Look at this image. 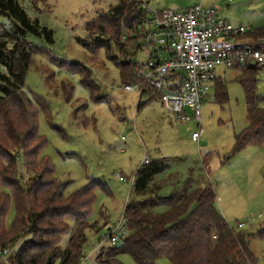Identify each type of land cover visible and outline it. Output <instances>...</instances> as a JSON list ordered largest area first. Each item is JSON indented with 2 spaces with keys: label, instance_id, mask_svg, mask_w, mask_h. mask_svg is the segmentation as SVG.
<instances>
[{
  "label": "rangeland",
  "instance_id": "rangeland-1",
  "mask_svg": "<svg viewBox=\"0 0 264 264\" xmlns=\"http://www.w3.org/2000/svg\"><path fill=\"white\" fill-rule=\"evenodd\" d=\"M121 1L128 0H19L30 15L38 16L54 30L53 44L38 40L47 51L34 56L24 85L33 101L44 105L38 121V130L47 140L42 155L52 161L57 178L69 182L67 192L92 180L100 184L95 190L89 217L92 227L86 232L83 255L93 254L104 227L117 220L126 204L137 197L134 183L146 157L150 162L166 159L168 168L162 175L171 174L169 184L180 176L182 182L189 178L193 187L211 186L219 210L228 216L232 227L237 229L239 222H246L245 228L251 231L263 228L264 147L249 146L234 151L236 134L248 125L242 71L218 68L221 81L227 85V97L220 102L216 87L211 88L202 104L201 136L199 141L194 140L193 133L199 131L195 122L178 120L164 108L160 97L145 102L146 97L124 91L119 68L105 49L91 52L79 43L78 38L87 36L86 23L98 19ZM145 1L158 9L212 7L222 17L230 18L233 23L244 22L246 26L250 24L245 19L264 13V0ZM1 21L7 19L0 17ZM95 37L94 31L92 38ZM133 59L145 63L147 49L139 51ZM257 64L261 68L257 94L264 101V67L263 63ZM78 69L91 72V84L98 88L95 97L81 83L85 74H77ZM119 175L128 182L120 180ZM152 187L153 182L148 189ZM169 189L172 185L166 194ZM15 217L16 207L12 202L8 222ZM68 239L69 233L62 235V247ZM22 243L23 240L18 241L13 248L19 249ZM251 244L257 257H261L264 238L256 235ZM111 247H106L104 254ZM119 261L137 264L128 253H121ZM82 264L99 263L92 258ZM155 264L172 263L162 257Z\"/></svg>",
  "mask_w": 264,
  "mask_h": 264
},
{
  "label": "trees",
  "instance_id": "trees-1",
  "mask_svg": "<svg viewBox=\"0 0 264 264\" xmlns=\"http://www.w3.org/2000/svg\"><path fill=\"white\" fill-rule=\"evenodd\" d=\"M0 17L7 19L0 22V252L11 245L7 261L15 264H80L100 184L92 180L67 192L69 182L60 181L52 161L42 155L47 140L38 130V121L44 105L34 102L24 89L34 56L47 51L43 44L54 43V30L30 15L19 0H0ZM143 17L134 2L121 1L87 22V38H78L91 52L105 49L118 66L123 84L138 80V61L133 59L138 47L131 45V39L122 42V23L129 29ZM94 31L97 37L93 39ZM248 35L264 36V28ZM234 67L242 69L248 118V125L235 136L234 151L264 147V101L257 94L261 68L258 64ZM85 71L78 69L77 74H85L81 83L95 97L98 88L91 84V72ZM215 87L217 99L226 100L227 85L221 77L216 78ZM145 97L148 102L159 98L160 92L150 91ZM143 165L134 183L137 197L125 209L128 236L99 256V264H122L121 253L130 254L137 264H155L162 257L172 264H258L251 239L264 238V227L256 232L232 227L218 209L211 186L193 187L189 178L182 182L180 176L169 184L171 174L162 175L168 168L166 159ZM152 182L154 187L149 190ZM12 202L16 217L8 222ZM65 233L69 239L62 247ZM21 240L15 250L13 246ZM0 264H7L1 256Z\"/></svg>",
  "mask_w": 264,
  "mask_h": 264
},
{
  "label": "built area",
  "instance_id": "built-area-1",
  "mask_svg": "<svg viewBox=\"0 0 264 264\" xmlns=\"http://www.w3.org/2000/svg\"><path fill=\"white\" fill-rule=\"evenodd\" d=\"M128 1L134 2L144 17L129 29L122 23V42L131 39V45L138 47L137 53L147 49L148 59L137 63L138 80L125 83L124 91L138 93L140 98L150 91L160 92L168 112L178 120L197 124L199 131L193 133V139L199 141L202 104L215 84L217 68L264 63V36L248 35L254 30L251 26L232 23L219 15L216 8L195 5L185 10L158 9L145 0ZM149 161L146 157L143 164ZM119 179L128 182L123 175ZM134 180L135 176L132 183ZM125 209L117 220L104 227L93 254L83 255L80 264L98 259L106 247L117 246L126 239L129 226ZM245 226L246 222L238 223V228ZM10 252L11 247H7L0 256L7 264H15L7 261Z\"/></svg>",
  "mask_w": 264,
  "mask_h": 264
},
{
  "label": "crops",
  "instance_id": "crops-1",
  "mask_svg": "<svg viewBox=\"0 0 264 264\" xmlns=\"http://www.w3.org/2000/svg\"><path fill=\"white\" fill-rule=\"evenodd\" d=\"M228 19V18H227ZM230 20V18L228 19ZM231 21V20H230ZM236 21V20H234ZM245 21L248 22V24H250V26L253 28V29H260V28H264V13L262 14H259V15H255L253 16L252 18L250 19H245ZM232 22V21H231ZM233 23V22H232ZM234 24H244V22H241V23H234ZM263 67H264V63L262 64ZM219 68V67H218ZM217 68V70H218ZM222 69H225L226 67H220ZM235 68V67H233ZM237 69V68H236ZM239 69V68H238ZM239 70H242V69H239ZM217 77H221L220 74L218 73L217 71ZM215 86V84H214ZM219 209V208H218ZM223 214V213H222ZM225 218L228 220V216H226L225 214ZM229 222V221H228ZM258 264H264V248H262V254H261V257L258 258Z\"/></svg>",
  "mask_w": 264,
  "mask_h": 264
}]
</instances>
